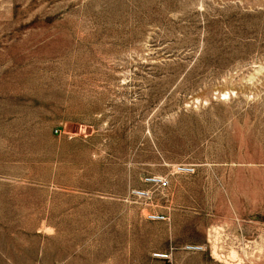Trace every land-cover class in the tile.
<instances>
[{
	"label": "rangeland",
	"instance_id": "obj_1",
	"mask_svg": "<svg viewBox=\"0 0 264 264\" xmlns=\"http://www.w3.org/2000/svg\"><path fill=\"white\" fill-rule=\"evenodd\" d=\"M0 264H264V0H0Z\"/></svg>",
	"mask_w": 264,
	"mask_h": 264
},
{
	"label": "built area",
	"instance_id": "obj_2",
	"mask_svg": "<svg viewBox=\"0 0 264 264\" xmlns=\"http://www.w3.org/2000/svg\"><path fill=\"white\" fill-rule=\"evenodd\" d=\"M182 170H186V171H189V169L188 168H181ZM159 182H160V184L161 185H166V183L164 182V181H162V180H159ZM158 256L159 257H162V258H167L168 257V255L167 254H158Z\"/></svg>",
	"mask_w": 264,
	"mask_h": 264
}]
</instances>
